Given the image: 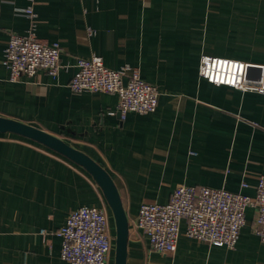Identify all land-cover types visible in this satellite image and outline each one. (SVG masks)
<instances>
[{
    "label": "crops",
    "instance_id": "crops-1",
    "mask_svg": "<svg viewBox=\"0 0 264 264\" xmlns=\"http://www.w3.org/2000/svg\"><path fill=\"white\" fill-rule=\"evenodd\" d=\"M0 8V117L62 139L110 174L129 220L127 264H264L253 208L234 249L186 237L183 221L176 253L163 256L135 224L143 202L167 204L179 184L255 196L264 94L212 84L200 66L203 56L264 65V0H0ZM31 28L41 42L60 44L63 67L56 77L12 82L5 50L11 34ZM94 55L109 69L139 70L160 91L157 110L122 119L117 94L72 91L78 59ZM82 206L112 214L82 166L0 132V264H69L57 232ZM110 227L114 245L111 217Z\"/></svg>",
    "mask_w": 264,
    "mask_h": 264
},
{
    "label": "built area",
    "instance_id": "built-area-1",
    "mask_svg": "<svg viewBox=\"0 0 264 264\" xmlns=\"http://www.w3.org/2000/svg\"><path fill=\"white\" fill-rule=\"evenodd\" d=\"M26 13L30 20L34 18L31 8ZM33 28L24 36H10L3 64L9 70L12 82L39 72L56 77L63 67L60 44L41 42ZM250 66L237 60L203 56L200 75L212 84L264 94V65L257 66L261 68L260 79L256 78L255 72L248 74ZM76 67L77 72L70 82L72 91L117 94L118 113L122 119L132 112L150 114L157 110L160 91L145 81L136 68L109 69L102 58L95 55L79 58ZM242 187L247 188L248 184L244 182ZM250 208L257 213L254 232L264 242V175L258 178L255 196L179 184L167 204L143 202L135 224L147 239L150 250L163 256L176 253L183 235V221L186 222V237L210 246L234 249L247 223ZM57 235L62 239L61 257L67 263L110 264L114 237L106 208L82 206L72 211Z\"/></svg>",
    "mask_w": 264,
    "mask_h": 264
},
{
    "label": "water",
    "instance_id": "water-1",
    "mask_svg": "<svg viewBox=\"0 0 264 264\" xmlns=\"http://www.w3.org/2000/svg\"><path fill=\"white\" fill-rule=\"evenodd\" d=\"M252 72H255L256 78L260 79V67L250 66L248 74L251 75ZM0 132H10L34 140L82 166L93 177L95 182L101 188L115 221L116 237L114 264H127L129 220L120 192L110 174L86 154L74 149L62 139L49 134L42 129L16 120L0 117Z\"/></svg>",
    "mask_w": 264,
    "mask_h": 264
},
{
    "label": "rangeland",
    "instance_id": "rangeland-1",
    "mask_svg": "<svg viewBox=\"0 0 264 264\" xmlns=\"http://www.w3.org/2000/svg\"><path fill=\"white\" fill-rule=\"evenodd\" d=\"M109 215H110L111 219L114 220L113 215L112 214H109ZM114 261H115V243H114V248H113L112 253H111L110 264H114Z\"/></svg>",
    "mask_w": 264,
    "mask_h": 264
},
{
    "label": "trees",
    "instance_id": "trees-1",
    "mask_svg": "<svg viewBox=\"0 0 264 264\" xmlns=\"http://www.w3.org/2000/svg\"><path fill=\"white\" fill-rule=\"evenodd\" d=\"M256 216H257V213H256Z\"/></svg>",
    "mask_w": 264,
    "mask_h": 264
}]
</instances>
